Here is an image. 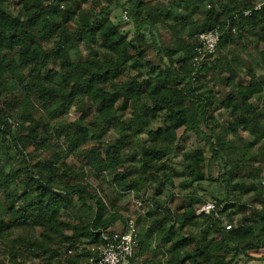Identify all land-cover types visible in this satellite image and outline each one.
<instances>
[{"label": "trees", "instance_id": "obj_1", "mask_svg": "<svg viewBox=\"0 0 264 264\" xmlns=\"http://www.w3.org/2000/svg\"><path fill=\"white\" fill-rule=\"evenodd\" d=\"M12 2L0 0V264H82L88 253L74 248L125 227L129 217L93 191L86 170L120 196L142 198L152 188L136 221L140 264L264 263V97L261 106L251 101L264 93V74L243 66L233 49L251 37L264 65V2L117 0L133 20L131 39L94 0H19L16 13ZM159 25L170 36L161 38ZM214 28L219 43L199 68V36ZM83 42L103 55L73 60L71 50ZM217 78L222 83L211 86ZM72 108L81 114L69 120ZM219 109L230 110L227 125L216 121ZM187 134L200 147L184 152L177 169L171 156ZM55 136L64 150L50 148ZM71 155L82 162L68 161ZM178 178L190 191L174 210L162 196ZM238 189L253 193L260 209L230 199ZM207 195L217 210L198 214ZM235 213L240 218L226 229L222 219ZM202 226L196 240L187 232Z\"/></svg>", "mask_w": 264, "mask_h": 264}, {"label": "rangeland", "instance_id": "obj_2", "mask_svg": "<svg viewBox=\"0 0 264 264\" xmlns=\"http://www.w3.org/2000/svg\"><path fill=\"white\" fill-rule=\"evenodd\" d=\"M19 0H13L12 3L8 4V9L9 11H12L13 13H16V9H15V5L16 2H18ZM95 4L98 3V9L101 10L102 8H108V15L111 18V20L117 25V27L120 29L121 32H123L124 34L127 35V37L129 39L133 38L134 36V23L133 20L130 18V16L127 14V12L125 11V9H123L122 7H120L121 3L124 4L127 0H120L119 5H117V0H94ZM163 2L166 4L167 0H163ZM257 2L259 3L258 5L263 4L264 0H257ZM91 7V4L89 5H84L83 7L88 8ZM65 7V6H64ZM63 7V8H64ZM65 9V8H64ZM63 9V10H64ZM97 9V10H98ZM147 33V32H146ZM159 34H161V38H165L167 36H170L168 29L165 26L159 25ZM148 37V35H147ZM250 38L248 37L244 40H238L234 45H233V49L236 50V53L240 55V59L244 62L243 66H246V64L251 65L253 70L261 75L264 74V65L262 64L261 60L258 58V56L256 55V50L254 47H249V43H250ZM261 46V45H260ZM71 58L73 60H81V59H86V58H90L94 55H98V56H102L103 55V50L99 48L98 45H94V44H89L86 42H83L81 44H79L78 47L74 48L71 50ZM229 58H232V52L229 53L228 55ZM240 61V60H238ZM240 61V62H242ZM145 71V69H143ZM136 71H132V74H135ZM223 76V75H222ZM240 78L243 80H248L247 76H244L242 74H240ZM222 83V78H217L215 81L210 82V85H217V84H221ZM264 97V93L260 96V97H254L251 101L254 105L256 106H261L262 105V99ZM1 98L4 100V97H0V101ZM81 110H77L75 108H72L67 116V118L69 120H74L75 118H78L81 114L80 112ZM215 119L216 121L220 124V125H227L228 123H230V110H226V109H219L216 113H215ZM47 119V118H45ZM158 125H152L151 128H157ZM160 126H163L162 124ZM204 128V126H202ZM178 134L181 136L182 135V131L180 130L178 132ZM108 136L110 138H114L115 134L113 132H110L108 134ZM243 139L245 141H252L253 137L251 135H249L248 133H243ZM147 136L146 134H141L138 139L139 140H146ZM235 145H238V143L236 142ZM198 147H200L199 144V139L195 137V135L193 134H187L185 135L179 144V148L177 150H175L171 156V161L170 163L172 164L173 167L179 169L183 163V158L182 155L184 152L186 151H190V150H194L197 149ZM50 148L55 149V150H64L66 148V146L63 143V139L62 138H57L56 136L52 139L51 144H50ZM257 150V149H256ZM262 155H264V151L261 150ZM50 154L49 150L44 151L42 153V157H48ZM4 164L8 167L7 165V158L4 157ZM75 161L77 164L82 162V156L80 155H71L68 158V161ZM264 170V164H261ZM255 166H258V163L255 164ZM218 167L214 166L213 167V173L214 175L218 174ZM86 181L91 185L93 191H96L100 196H108L110 199H113L116 201L117 205L120 207V210L122 212V214L126 217H129V219H133L135 221H137L139 218H143L147 208L146 206L149 204V198L151 197V190H148V193H145L144 191H142L140 193V195H142V198H136L132 192L127 191L125 192L122 196L119 195V193H117V191H113L112 188L110 187V185L108 183H105L102 181L101 176H95L94 171L91 170H86ZM262 186L264 189V171L262 173ZM252 180V179H250ZM207 184V183H206ZM205 184V189H207V191L211 194L214 193L215 195H218V191L219 189L217 187H212L213 185H209L208 187ZM186 183L182 178H178L175 180V184H174V188H172V186L170 185H166V190L164 195L162 196V198L168 199L170 201V207H172V209L176 210V208L178 206L181 205H185L186 204V200H185V194H187V192L190 191V189L186 188ZM235 196V197H232ZM205 198L208 199V201L206 202H210V201H215L213 198H211L210 196H206ZM230 199H234V201H236L238 204H246L247 207L249 209H260V201L254 199L253 193H244V190H240L238 189L236 191L235 194H231L230 195ZM205 202V203H206ZM203 205V204H202ZM201 205V206H202ZM200 206V207H201ZM92 209V208H91ZM91 209H87L84 210L85 214H89L91 212ZM251 210L247 211L248 213ZM79 214L77 212V209H72L69 213V217L71 219H76L77 215ZM240 214L235 213L232 216L233 221H231L228 218H223L222 221L226 226L231 225V227H233L238 219L240 218ZM204 226L202 227H191V228H187V232L192 234V238L194 240H196V238L198 237V233L199 231H201L203 229ZM139 228H141V226H139ZM227 229V228H226ZM40 231V230H38ZM155 247V246H154ZM79 249V248H78ZM165 248H163L162 246H159L157 248V250L162 251ZM69 252V251H68ZM78 252V254L81 255V250H77L74 248V253L72 254H76ZM64 253V250H63ZM65 254H63L64 257ZM237 264H264V263H259V262H253L252 260H240Z\"/></svg>", "mask_w": 264, "mask_h": 264}, {"label": "built area", "instance_id": "obj_3", "mask_svg": "<svg viewBox=\"0 0 264 264\" xmlns=\"http://www.w3.org/2000/svg\"><path fill=\"white\" fill-rule=\"evenodd\" d=\"M259 7L261 5L257 6V8ZM243 14L247 16L250 11H244ZM220 37L221 31L218 28L211 29L199 36V44L195 48L194 56L197 67L200 68L202 63L215 53ZM216 210V201H210L204 203L197 213H211ZM226 228L230 229L231 225ZM138 247L139 228L135 220L129 219L122 230L105 232L101 242L81 245V252L84 250L88 253L82 264H140L137 255Z\"/></svg>", "mask_w": 264, "mask_h": 264}]
</instances>
